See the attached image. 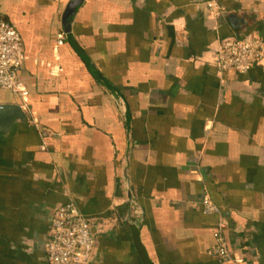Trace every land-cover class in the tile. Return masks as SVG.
<instances>
[{"label": "crops", "instance_id": "crops-1", "mask_svg": "<svg viewBox=\"0 0 264 264\" xmlns=\"http://www.w3.org/2000/svg\"><path fill=\"white\" fill-rule=\"evenodd\" d=\"M69 2L0 0L28 91L0 90L27 117L0 129V264H49L68 202L90 221V264H235L210 254L205 197L232 259L264 264V61L241 75L216 57L264 39V0H84L66 34Z\"/></svg>", "mask_w": 264, "mask_h": 264}, {"label": "built area", "instance_id": "built-area-1", "mask_svg": "<svg viewBox=\"0 0 264 264\" xmlns=\"http://www.w3.org/2000/svg\"><path fill=\"white\" fill-rule=\"evenodd\" d=\"M210 9L215 6L208 4ZM60 38L58 44H64ZM217 62L220 71L234 70L246 75L264 61V39L250 33L239 38L229 39L219 44ZM24 62L23 42L16 28L5 20H0V90L9 91L24 98L27 88L20 79ZM206 215L218 217L214 233L215 243L210 254L221 263L244 264L243 259L233 260L223 234L226 224L221 210L208 197L201 202ZM45 245V256L49 264H90L93 259L95 238L89 219L73 202L59 206L54 211L50 236Z\"/></svg>", "mask_w": 264, "mask_h": 264}, {"label": "water", "instance_id": "water-1", "mask_svg": "<svg viewBox=\"0 0 264 264\" xmlns=\"http://www.w3.org/2000/svg\"><path fill=\"white\" fill-rule=\"evenodd\" d=\"M68 3L64 15H63V26L65 33L69 34L71 31V23L77 13L78 9L83 4L84 0H70ZM229 20L235 30H239L243 27V20L236 14H230ZM27 117L19 105L8 104L0 106V129L6 130L13 120H26Z\"/></svg>", "mask_w": 264, "mask_h": 264}]
</instances>
